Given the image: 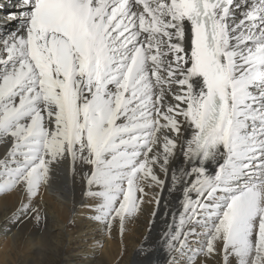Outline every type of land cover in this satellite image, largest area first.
Segmentation results:
<instances>
[{"label":"snow or ice","instance_id":"6c2138e0","mask_svg":"<svg viewBox=\"0 0 264 264\" xmlns=\"http://www.w3.org/2000/svg\"><path fill=\"white\" fill-rule=\"evenodd\" d=\"M66 167L106 235L163 207L144 264H264V0H16L0 17L13 224L45 222Z\"/></svg>","mask_w":264,"mask_h":264},{"label":"bare ground","instance_id":"6f19581e","mask_svg":"<svg viewBox=\"0 0 264 264\" xmlns=\"http://www.w3.org/2000/svg\"><path fill=\"white\" fill-rule=\"evenodd\" d=\"M9 1L16 3L0 0V17L10 11ZM80 191L78 183L73 186L67 167L60 170L41 197L45 222L37 226L28 220L26 228L11 222L22 197L16 194L0 199V264H144L138 249L146 239L156 240L164 226L160 222L163 207L154 226L150 223L154 205H145L144 213L126 224L123 236L117 231L109 236L92 220L85 219L79 208ZM92 235L95 241L88 249L85 236ZM155 259L163 264L165 257L160 253Z\"/></svg>","mask_w":264,"mask_h":264},{"label":"rangeland","instance_id":"374dc122","mask_svg":"<svg viewBox=\"0 0 264 264\" xmlns=\"http://www.w3.org/2000/svg\"><path fill=\"white\" fill-rule=\"evenodd\" d=\"M11 2H12V1H9V2L7 3L8 7L10 8V10H12L13 5H14V4H12ZM22 225H23L24 228L27 227V224H26V223H24V224H22ZM85 238H86V242H89V244H87L86 247H87L88 249H90V248L92 247L93 242L95 241V239H92V238H93V235L90 236V237L85 236ZM99 244H100V243H99ZM68 245H69V247L71 248V243H68ZM90 254H93V253H90ZM90 256H91V255H90ZM142 261H144V260L142 259ZM75 264H81V262H77V263H75Z\"/></svg>","mask_w":264,"mask_h":264}]
</instances>
